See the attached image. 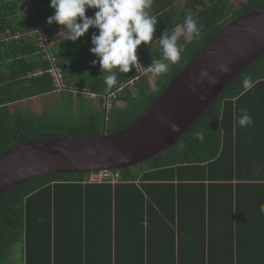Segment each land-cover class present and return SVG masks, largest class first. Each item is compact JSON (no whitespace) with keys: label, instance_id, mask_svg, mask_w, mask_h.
<instances>
[{"label":"trees","instance_id":"obj_1","mask_svg":"<svg viewBox=\"0 0 264 264\" xmlns=\"http://www.w3.org/2000/svg\"><path fill=\"white\" fill-rule=\"evenodd\" d=\"M22 1L2 5L0 0V154L29 142L92 139L103 129L112 135L130 126L205 44L231 22L264 6V0H244L236 9L228 8L224 0H153L151 10L158 19L153 41L136 50L145 67L162 58L161 47H154L160 36L175 31L188 15L202 25L201 37L180 38L181 59L159 75L154 89L142 76L134 83L133 97L126 88L105 110V97L132 79L134 68L128 76L119 74L117 83L108 87L103 79L107 73L92 63L96 57L89 49L96 30L91 28L76 42L67 41L64 34L60 41H49L50 60L29 39L3 41L8 33L29 31L11 21ZM27 1L35 29L52 34L61 28L46 23L53 14L50 0ZM52 68L59 71L61 85L64 74L83 78V94L99 99L100 111L85 112L88 108L81 105L89 104L86 99L80 100L77 110L79 98L73 95L80 92L65 87L59 91L64 100L58 110L40 115L12 112L10 104L55 90L48 73ZM36 71L42 74L34 76ZM246 75L252 76L255 86L243 92ZM242 109L252 117L251 126L237 125ZM195 131L203 132L202 142L194 138ZM140 167L144 171L139 175L131 168L114 170L120 174L115 185L87 183L90 172L33 178L8 190L0 197V264H10L16 245L21 247L22 264H264V246L259 250L239 241V225L246 217L237 205L245 197L241 191L250 192L245 197L253 207H248L253 210L248 220L264 205V54L226 85L176 143ZM255 199L261 204L254 207ZM193 218L198 222L192 223ZM190 223L202 233L205 224L209 233L216 232V225L224 230L214 241L184 245ZM184 249L188 257L182 261Z\"/></svg>","mask_w":264,"mask_h":264},{"label":"water","instance_id":"obj_2","mask_svg":"<svg viewBox=\"0 0 264 264\" xmlns=\"http://www.w3.org/2000/svg\"><path fill=\"white\" fill-rule=\"evenodd\" d=\"M263 54L264 6L231 22L205 44L130 126L112 135L103 129L100 137L92 139L29 142L0 154V197L33 178L120 170L146 162L176 143L226 85ZM220 65L230 70L220 72ZM202 69L217 83L205 81L193 91L190 85ZM170 123L179 131H171Z\"/></svg>","mask_w":264,"mask_h":264},{"label":"clouds","instance_id":"obj_3","mask_svg":"<svg viewBox=\"0 0 264 264\" xmlns=\"http://www.w3.org/2000/svg\"><path fill=\"white\" fill-rule=\"evenodd\" d=\"M152 4L153 0H50L49 7L53 14L47 18L46 23L61 26L60 33L64 34L67 41L72 42L83 37L90 28L96 30L91 36L89 49L90 54L96 57L92 63H99L101 73H107L103 76L105 84L112 87L117 83L119 74L128 73L133 65L138 64L137 48L153 41L158 19L152 13ZM89 9L96 10L92 16L85 14ZM201 34L202 25L191 15L185 17L184 22L177 25L175 31H165L158 39L162 58L152 60L147 67L148 72L154 77L166 73L172 64L181 59L178 44L180 38L187 35L198 39ZM229 70L226 65L219 66L220 72L226 73ZM205 81L212 85L217 83L215 77L210 76L206 69H202L190 86L195 91V86ZM254 86L255 81L251 75L243 77V92L251 90ZM105 105L108 108L107 104ZM236 122L240 127L253 124L252 117L244 109ZM169 128L173 132L179 131L175 124L170 123ZM193 136L201 142L204 140L201 131H195ZM260 211L264 214V205H261Z\"/></svg>","mask_w":264,"mask_h":264},{"label":"rangeland","instance_id":"obj_4","mask_svg":"<svg viewBox=\"0 0 264 264\" xmlns=\"http://www.w3.org/2000/svg\"><path fill=\"white\" fill-rule=\"evenodd\" d=\"M224 1L226 2L228 8H231V9L238 8V6L244 2V0H224ZM24 2H26V1L25 0L22 1L23 5H24ZM5 3H9V0H2V5ZM174 7H177V10H179V8H180L178 6V4H176ZM19 12L16 16L11 18L13 25L15 27H17L18 25L23 26V27L31 26L32 25V21H31L32 19H30V17L32 18V16H31V12H30L29 7L27 8L24 5L21 13H19ZM29 37H31V35H29ZM72 47H73V49H75V46H72ZM154 47L160 49L161 46L159 44V41H157L154 44ZM134 74H135V72H134ZM64 75H65V77H63V80H62V85H63L62 87H64V88L69 87V88L77 89V91L80 92V94H78V95H77V93H74V95H73L74 97L79 98V100L77 102L78 104H76V105H78L77 110L79 109L80 102L83 101L84 99H86V101H88L89 104L88 105H86V104L81 105V107L86 106L88 108V109H84V111L86 112V110H89V111L91 110V112H94V111L99 112L101 109V107L99 106V104H100V101H98L99 99H95V98L93 99V96L91 99V97H88L85 94H83V92L86 90L85 89V83L83 81L84 79L80 78V77H78V79H77V78L68 77V75H66V74H64ZM124 75L128 76V73H124ZM147 77H148V81H149V84H150L152 89L155 88V83L157 81L161 80L160 76L154 77V76H152V74H148ZM74 99H75V103H76L77 100H76V98H74ZM62 100H64V99H62L59 96V93L53 92L50 95L38 97L37 99L30 100L28 102H23L22 104H18L16 106H13L12 112L14 111V113H33L36 115H40V114H43L45 112H48L49 110L51 111V109H57L58 110L57 107L61 103ZM83 102L85 103V101H83ZM111 103H112V100H108V103H107L108 109L111 107ZM105 104L106 103H104V105ZM74 105H73V108H74ZM119 107H122V105H120ZM59 111H60V109H59ZM108 114L110 115V113H108ZM105 119H106V117H105ZM131 171L134 174L139 175V174H141L142 171H144V168H142V167H140V165H138L137 167L136 166L131 167ZM20 250H21L20 245H16L14 248L13 254L10 257V264H22V256L20 254L21 253Z\"/></svg>","mask_w":264,"mask_h":264},{"label":"crops","instance_id":"obj_5","mask_svg":"<svg viewBox=\"0 0 264 264\" xmlns=\"http://www.w3.org/2000/svg\"><path fill=\"white\" fill-rule=\"evenodd\" d=\"M25 1L26 2H24V5L28 8L29 7L28 1L27 0H25ZM24 5H23V3L21 4V8H20V12L19 13H21ZM29 9H30V7H29ZM30 12H31V10H30ZM31 16H32V18L30 17V19H32L31 21L34 22V18H33L32 13H31ZM27 27H28L29 31H26V34L21 35V34H19L17 32V33H15L13 35L19 36L18 39H21V38L29 39L30 41L34 42L37 45L36 40L38 38L39 33H42V34L46 35L47 37H50L51 38L50 40L58 39L59 41L61 40L60 36L63 34V33H60L61 28L56 30L52 34H46V33L42 32L38 27L35 29L33 24L31 26H27ZM9 34L10 33H8L7 35H9ZM29 35H31V37H29ZM18 39H13V40H18ZM44 52L46 54V58H48L50 60L51 59L50 55H48V53H46L47 49H45ZM63 89H65V88H63ZM53 92H55V91H53ZM46 95H50V94H46ZM46 95H43V96H46ZM43 96H36V97H32V98H26V99L14 102L13 104H10L9 107L12 110L13 106H16L18 104H22L23 102H28L30 100H34V99H37L38 97H43ZM92 96H93V99H94L95 98L94 95H90L89 97L92 98ZM106 99H105V101H106ZM113 185H115V184H113ZM248 193H250V192L241 191L240 194L244 195L246 197V195ZM245 197H243L242 199H240L237 202L239 214L241 216H245L246 217V220L242 221V223H241L242 225H239V230H240V231H238L239 241H241L242 244L245 245V247H247V245H253V246H257L259 248V250H261L262 246H264V214H262L261 212L257 213V214L255 213L254 218L248 220L247 214L250 213V212L252 213L253 210H248V207H252V206L250 205V202H248L246 200ZM259 203H260V201L255 199L254 200V207L257 204H259ZM194 217H197V216H194ZM191 222L192 223H197L198 220L193 218L191 220ZM192 223H190L189 233L183 235L184 237L182 238V244H184V245L187 244L189 241L190 242L200 243L202 240L207 241L209 238H211V241H214L215 239L219 238V232L221 230H224L223 227L221 228V227L216 225L215 228L213 229L216 232L215 233H209L207 231V229H208L207 224H205L204 233H202V230L200 229L201 227L199 228L198 226H196V225H194ZM197 230H200V232H198ZM226 230H228V229L226 228ZM153 239H156V238H153ZM180 253H181V256L183 255V258L181 259L182 261L187 259L188 253H187V251L185 249H184V251L180 250ZM180 253H179V255H180Z\"/></svg>","mask_w":264,"mask_h":264},{"label":"built area","instance_id":"obj_6","mask_svg":"<svg viewBox=\"0 0 264 264\" xmlns=\"http://www.w3.org/2000/svg\"><path fill=\"white\" fill-rule=\"evenodd\" d=\"M18 37L19 36L17 35H8L6 37L3 36L2 40L5 42H8L9 40L18 39ZM50 39H51L50 37H47L46 35L39 33L38 38L36 40L37 46L45 50L46 44L48 43V41H50ZM136 55L138 57V64L133 65L134 72H135L134 77L128 80V82H126L124 85L117 88L114 93H111L109 96H107L106 104L108 103V100L115 99L116 96H120L121 94H123L126 88L129 89L130 94L133 97L135 95L134 83L137 82L140 77L150 74L147 70V67H145L144 63L142 62L137 52H136ZM48 73H50V76L54 80V83L56 86L55 92L59 93V91L63 89V87L60 83V75H59L58 70L55 68H52L50 69ZM41 74H42L41 71H36L34 73V76H38ZM119 182H120V174L119 172L114 171V170L95 171V172L90 173L87 178V183H96V184L105 183V184L113 185Z\"/></svg>","mask_w":264,"mask_h":264},{"label":"bare ground","instance_id":"obj_7","mask_svg":"<svg viewBox=\"0 0 264 264\" xmlns=\"http://www.w3.org/2000/svg\"><path fill=\"white\" fill-rule=\"evenodd\" d=\"M93 67V66H92Z\"/></svg>","mask_w":264,"mask_h":264}]
</instances>
